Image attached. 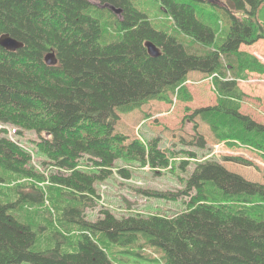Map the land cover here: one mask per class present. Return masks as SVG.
<instances>
[{
  "label": "trees",
  "instance_id": "1",
  "mask_svg": "<svg viewBox=\"0 0 264 264\" xmlns=\"http://www.w3.org/2000/svg\"><path fill=\"white\" fill-rule=\"evenodd\" d=\"M99 1L124 11L117 23L120 35L109 43L102 42L101 17L89 12L95 4L91 0H0V38L9 34L23 43L16 50L0 44V124L13 125L20 134L36 132L37 150L59 170L51 181L68 189L75 201V206L63 207L61 226L66 227V220L79 228L76 252H63L59 245L35 250L36 232L10 206L26 198L44 203V195L21 190L17 201L0 200V264H118L101 240L134 241L139 231L162 248V264H264V196L227 193L219 183L257 193H264V184L218 161L198 163L186 178V189L178 193H150L173 199L188 194V200L182 198L187 209L176 215L119 216L107 209L96 221L85 217L98 196L96 183L112 174L117 161L153 170L173 166L172 153L161 148L158 137L129 139L116 126L119 114L185 93L184 83L193 71L214 75L218 93L216 104L194 113L219 141L248 147L264 159V123L241 111L244 93L238 86L248 72H264L255 55L240 49L264 38V28L254 20L264 0H254L251 11L236 0L212 1L232 18L221 42L193 4L163 0L177 27L193 38L190 45L154 27L132 0ZM149 42L161 48L159 56L149 53ZM51 53L57 63L47 62ZM194 136L192 144L204 147L203 137ZM32 163L27 148L0 128V182L7 173L38 176ZM119 172L130 176L123 167Z\"/></svg>",
  "mask_w": 264,
  "mask_h": 264
},
{
  "label": "rangeland",
  "instance_id": "2",
  "mask_svg": "<svg viewBox=\"0 0 264 264\" xmlns=\"http://www.w3.org/2000/svg\"><path fill=\"white\" fill-rule=\"evenodd\" d=\"M176 1L193 4L198 17L214 26L219 42L226 36L232 18L224 7L213 4L211 0ZM213 1L219 4L221 0ZM236 1L247 11H251L254 4V0ZM91 3L95 4L91 6L89 12L102 19V42L109 43L117 39L120 35L117 23L123 18V9L99 0H91ZM132 3L147 15L148 20L157 29L175 36L185 45L193 42L191 36L177 27L163 0H132ZM238 15L240 16L241 12ZM254 20L264 28V3L256 9ZM240 49L255 55L264 64V38L258 39L253 44L244 43ZM238 86L244 93L240 100L241 111L264 123V72H248L246 77L238 81ZM184 91L185 93L179 95L171 94L170 101L154 99L130 113L119 114L117 131L128 135L129 139L149 140L158 137L161 148L172 153L174 164L168 169L153 170L148 165L144 166L133 161H117L112 174L96 183L98 196L93 200L95 205L86 210L85 217L88 220H98L107 209L119 216L158 214L167 217L186 210L187 203L182 198L188 200V194L187 196L181 194L173 199L161 198L150 193H178L179 190L186 189V178L201 161H218L228 169L264 184L263 157L248 147H231L219 141L210 125L194 113L198 108L217 103L218 93L214 85V75L199 71L190 72L184 83ZM6 130L9 136L19 141L31 153L32 165L38 176L17 178L7 173L8 177L0 182V200L11 203L17 201L21 190L42 192L44 203L41 200L26 198L22 202L12 203L11 212L22 222L33 227L37 235L35 250H49L59 245L63 252H76L78 248L75 241L79 237V228L74 227V222L66 220L63 221L66 227L61 226L60 218L63 207L75 206V201L68 195V189L54 184L50 178L52 173H57L59 170L51 164L45 154L37 150L33 142L37 137L35 131L23 130L20 134L13 125H7ZM195 134L203 137L204 147L192 144ZM191 152L194 155H191ZM228 157L245 159L251 164H241ZM120 167L128 169L130 176H123L119 172ZM33 184L38 188L32 186ZM219 186L227 193L245 192L259 198L264 196V193H257L255 190L237 185L220 182ZM137 234L134 241H116L104 237L105 241L101 240V242L118 264H162V248L148 242L142 231ZM60 236L66 238V241L60 243L62 240L58 239ZM15 264L33 263L24 261Z\"/></svg>",
  "mask_w": 264,
  "mask_h": 264
},
{
  "label": "water",
  "instance_id": "3",
  "mask_svg": "<svg viewBox=\"0 0 264 264\" xmlns=\"http://www.w3.org/2000/svg\"><path fill=\"white\" fill-rule=\"evenodd\" d=\"M0 44L9 50H16L23 45L22 42L11 37L9 34H5L0 38ZM147 45H148L149 53L151 55L159 56L162 53L161 48L155 43L149 42ZM46 59L48 63H57V58L55 56V53L48 54Z\"/></svg>",
  "mask_w": 264,
  "mask_h": 264
}]
</instances>
